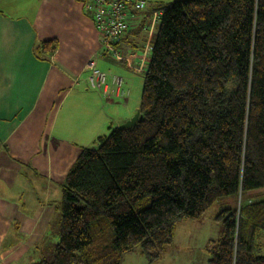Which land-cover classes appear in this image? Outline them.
I'll list each match as a JSON object with an SVG mask.
<instances>
[{
	"label": "trees",
	"instance_id": "obj_1",
	"mask_svg": "<svg viewBox=\"0 0 264 264\" xmlns=\"http://www.w3.org/2000/svg\"><path fill=\"white\" fill-rule=\"evenodd\" d=\"M152 12L142 117L82 148L62 185L53 258L29 264H122L137 247L151 263L179 221L226 195L242 204L220 211L207 264H264V197L248 193L264 187V0L162 1Z\"/></svg>",
	"mask_w": 264,
	"mask_h": 264
},
{
	"label": "crops",
	"instance_id": "obj_2",
	"mask_svg": "<svg viewBox=\"0 0 264 264\" xmlns=\"http://www.w3.org/2000/svg\"><path fill=\"white\" fill-rule=\"evenodd\" d=\"M145 1L147 9L121 34L115 58L102 47L84 0H0V264L37 256L48 243L54 251L70 167L106 128L140 110L144 76L141 90H130L120 76L129 99L119 103L111 78L110 97L89 84L88 66L94 59L105 71L116 69L113 62L136 70L137 57L138 71L148 66L149 35L159 28L149 11L166 1ZM53 38L59 42L53 55L38 57V45Z\"/></svg>",
	"mask_w": 264,
	"mask_h": 264
},
{
	"label": "rangeland",
	"instance_id": "obj_3",
	"mask_svg": "<svg viewBox=\"0 0 264 264\" xmlns=\"http://www.w3.org/2000/svg\"><path fill=\"white\" fill-rule=\"evenodd\" d=\"M151 1L153 2V1H162V0H148V2ZM165 1H173V0H165ZM158 20L157 22H159ZM156 31L157 29H154L152 33L149 35V43H151V40L153 39L152 41L153 44V42L157 38ZM145 32L146 34H148V31ZM151 53L152 50H149L147 52V63L149 62ZM139 54H141V51L139 52ZM141 63L142 60L140 59V57L134 59V64L137 65L138 68L141 67L139 66ZM113 65L115 66L116 69L110 70V72L109 70L108 71L106 70L107 73H114L117 74L118 76H123L126 82L128 83L130 90H132L134 87H138V90H141L143 84L142 78L144 76L147 64L143 65V68L140 69V71H138V68L136 70L124 68L122 65L115 62H113ZM127 97L128 95L125 98ZM125 98L119 97L118 99L119 103H122L125 100ZM104 99L105 101H107L106 97H104ZM109 109L110 107L108 108V110ZM113 126H115V123ZM111 129L112 128H106V135L111 132ZM97 143L98 141H95L93 143L94 145L91 147L96 146ZM248 193H250L249 195L251 197L249 198V202L253 200H258V198L264 197V187L249 191ZM147 199L149 200L148 197ZM241 204H242V200L240 196L236 198L234 195H226V197H220L216 199L215 203L211 207H209L205 211V213L200 217L194 220L183 219L177 223V228L174 234L175 237L173 239V242L166 247L167 250L162 255V257L150 263L143 255L142 249L140 247H137L134 251L129 252L124 256L122 260L123 261L122 264H207L209 259V254L206 246L207 243L210 240H217L222 235L221 232L223 229V223L220 219H218V215L220 211L226 209L227 207L229 208L235 207L238 210ZM51 240L52 239H50L49 241L51 242ZM258 242L260 244H263L260 249V254L262 255L264 254V232H261L259 234ZM49 245L50 244L48 243L44 248L43 245L41 246L42 249L40 250L43 254H40V250L36 249L35 253H37V256L29 255L13 264H29V263L39 262L40 259L42 258L51 260V258H53L54 253L53 251L52 253H49Z\"/></svg>",
	"mask_w": 264,
	"mask_h": 264
},
{
	"label": "built area",
	"instance_id": "obj_4",
	"mask_svg": "<svg viewBox=\"0 0 264 264\" xmlns=\"http://www.w3.org/2000/svg\"><path fill=\"white\" fill-rule=\"evenodd\" d=\"M145 0H84V7L90 14L99 31L102 47L115 58H120L121 51L117 50L121 34L129 30V22L132 18L140 17V10L146 7ZM89 84L101 89L102 94L110 97L111 90L108 80L111 78L112 83L116 85L115 95L126 97L129 94L122 88L123 78L114 73H107L100 67L94 59L89 60ZM126 99V98H125Z\"/></svg>",
	"mask_w": 264,
	"mask_h": 264
},
{
	"label": "water",
	"instance_id": "obj_5",
	"mask_svg": "<svg viewBox=\"0 0 264 264\" xmlns=\"http://www.w3.org/2000/svg\"><path fill=\"white\" fill-rule=\"evenodd\" d=\"M141 114H140V110H137L133 117L130 118L129 120L123 122V124L120 126V128H126V127H130L132 125H134V123H136L139 119H141Z\"/></svg>",
	"mask_w": 264,
	"mask_h": 264
},
{
	"label": "bare ground",
	"instance_id": "obj_6",
	"mask_svg": "<svg viewBox=\"0 0 264 264\" xmlns=\"http://www.w3.org/2000/svg\"><path fill=\"white\" fill-rule=\"evenodd\" d=\"M140 120V119H139ZM133 126V125H132Z\"/></svg>",
	"mask_w": 264,
	"mask_h": 264
}]
</instances>
